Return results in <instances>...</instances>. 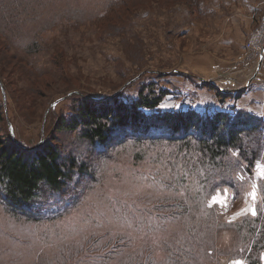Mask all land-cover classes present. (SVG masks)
Listing matches in <instances>:
<instances>
[{
    "label": "trees",
    "instance_id": "obj_1",
    "mask_svg": "<svg viewBox=\"0 0 264 264\" xmlns=\"http://www.w3.org/2000/svg\"><path fill=\"white\" fill-rule=\"evenodd\" d=\"M94 1L0 0V44L5 53L0 55V62L6 64L12 61L10 58H17L26 63L24 56L42 49L40 41L44 34L58 26L64 17L86 20L77 13ZM130 1L102 0L100 5L93 6L99 12H95V19L119 18V11L125 7L128 14L133 13L138 0ZM120 28L110 24L107 30ZM61 46L55 47L51 57V62L59 68L64 64L65 51ZM26 65L29 73L37 78L49 74ZM1 67L0 89L4 91L1 83L6 89L8 83L7 79L3 80ZM153 72L159 76L165 73ZM156 85L144 84L131 102L118 95L125 86L109 97L74 91L76 101L70 118L59 120L60 130L78 132V139L98 153L106 155L135 147L138 162L148 163L158 181L162 179L165 165L171 169L167 173L171 179L165 181L171 187L165 195L155 191L149 198L154 201L139 207L144 219L132 217L130 220L126 212L121 216L138 226L143 223L162 226L149 229L152 234L166 232L159 246L152 241L136 245L133 234L120 230L94 232L80 245L84 254H89L84 261H78L84 264H227L239 260L243 264H264V184L259 187L256 215L243 213L226 219L225 210L211 203L214 196L227 189L239 198V180L253 179V167L263 154L264 114L241 104L249 86L227 90L201 79L199 86L210 87L213 92L210 101L192 95L187 106L164 110L162 104L170 90ZM188 97L184 96L183 100ZM64 98L66 95L61 99ZM56 105L53 103L52 107ZM2 120L0 113V200L10 213L26 215L30 209L48 208L59 199L64 200L70 193L67 190L70 184L81 185L83 178L90 176L88 163L81 162L75 153L66 152L57 137L28 146L13 135L7 119L3 128ZM29 216L31 221L37 218ZM114 216L118 217L117 211ZM173 224L176 226L173 231L165 227ZM227 232L232 234L230 241L224 239Z\"/></svg>",
    "mask_w": 264,
    "mask_h": 264
},
{
    "label": "rangeland",
    "instance_id": "obj_2",
    "mask_svg": "<svg viewBox=\"0 0 264 264\" xmlns=\"http://www.w3.org/2000/svg\"><path fill=\"white\" fill-rule=\"evenodd\" d=\"M133 1L137 0H131L130 3ZM182 1L185 0H138L133 13L128 14L129 10L125 7L119 11L121 17L101 21L95 19V12H99L93 6L100 5L102 0H95L93 5L77 13L78 17L86 20L64 17L58 26L41 37L42 49L39 52L23 57L30 67L48 75L42 78L33 76L25 61L17 58H10L13 62L8 60L6 64L0 62V66H3L2 78L7 79L5 81L8 83L7 89L3 83L1 85L5 90L0 89L1 126L5 128L7 119L10 128L11 125L13 127V135L28 146L38 144L41 139L57 137L66 152L69 150L78 155L81 162L88 163L91 171L90 176L83 178L81 185L70 184L67 189L70 193L65 195L64 200L59 199L48 208L41 206L30 209L29 214L14 215L0 200V264H84L78 260L84 261L89 252L84 254L80 245L92 233L110 230L133 234L136 245L147 241L158 246L161 244L166 232L152 234L149 231L161 229L162 226L143 223L139 227L133 221L128 223L121 217L126 212L130 220L132 217L144 219L138 209L154 201L149 198L155 192L154 185L159 182L157 176L151 173L150 165L138 162L134 154L135 147L106 155L98 153L78 139V132L66 128L60 130L59 120L70 118L76 101L74 91L95 97H109L125 86L118 95L131 102L144 84L153 83L157 84V88L165 86L170 90V95L162 104L164 110L168 109L166 107L187 106L192 95L210 101L213 96L210 87H200L201 79L196 76L189 79L194 86H187L184 81L189 77L185 74L190 73L179 67L173 68L179 59L166 58L169 51L165 50L167 34L164 22H171V15L180 22L179 14H169L167 11L176 10ZM154 11H157V17L153 16ZM263 23L264 16L234 59L235 65L244 66L246 61L258 62L257 59L243 60L241 56L246 52L252 34ZM110 24L121 28L117 31L107 30ZM174 24L175 20L172 26ZM199 28L204 26L201 24ZM193 38H183L179 44L180 50L172 54L180 51L191 54L201 50V40L199 42L196 36ZM58 44H62L65 51L61 68L51 62ZM170 45L172 43L169 49ZM4 54L0 44V55ZM255 68L247 71V77L254 75ZM10 70L12 74H9ZM153 71L165 73L159 76ZM132 80L135 81L129 83ZM215 85L223 86L218 83ZM223 87L230 90L226 85ZM65 95L66 98L61 99ZM186 95L188 99L183 100ZM55 102L57 105L52 107ZM93 171H96L95 176ZM253 171L252 180H239V198L227 189L211 200L212 204L216 203L225 210L226 219L251 213V209H255L259 187L264 184V150ZM93 176L95 178L92 179ZM115 211L118 217L114 216ZM29 215L37 218L31 221ZM165 227L170 231L176 228L175 224ZM224 239L232 240L231 232L224 233ZM227 264H233V261Z\"/></svg>",
    "mask_w": 264,
    "mask_h": 264
},
{
    "label": "crops",
    "instance_id": "obj_3",
    "mask_svg": "<svg viewBox=\"0 0 264 264\" xmlns=\"http://www.w3.org/2000/svg\"><path fill=\"white\" fill-rule=\"evenodd\" d=\"M156 12L153 13L155 17ZM167 12L179 14L181 22H177V17L172 15L171 22H164L167 34L165 50L169 51L166 58L179 59L173 68L179 67L205 82L223 84L229 89L249 86L241 104L249 106L256 113L264 114V69H261L255 80L249 82L251 77H247V71L250 72L254 66L256 71L258 62L246 61L244 66H237L233 62L264 16V0H185L176 10ZM173 20L176 25L172 26ZM201 24L204 28H199ZM194 36L199 42L201 40V50L191 54H183L181 51L172 54L180 50L179 44L183 38L191 39ZM170 43L172 45L169 49ZM189 79L184 82L193 87L194 83Z\"/></svg>",
    "mask_w": 264,
    "mask_h": 264
},
{
    "label": "built area",
    "instance_id": "obj_4",
    "mask_svg": "<svg viewBox=\"0 0 264 264\" xmlns=\"http://www.w3.org/2000/svg\"><path fill=\"white\" fill-rule=\"evenodd\" d=\"M251 37V40L249 39L247 43L246 52L241 56L243 60H247L248 58L259 60L262 56L264 47V25L257 29Z\"/></svg>",
    "mask_w": 264,
    "mask_h": 264
},
{
    "label": "snow or ice",
    "instance_id": "obj_5",
    "mask_svg": "<svg viewBox=\"0 0 264 264\" xmlns=\"http://www.w3.org/2000/svg\"><path fill=\"white\" fill-rule=\"evenodd\" d=\"M164 169H165V171H162L161 172V175H162L161 181L157 182L154 185V190L160 196L165 195V193L167 192V190L171 187V185L169 183H166L165 182V181H168V180L171 179V177L169 175H167V173H170L171 172V169L170 168H167V165L164 166ZM252 196H253V199H254L255 198V193L254 192L252 193ZM213 199H215V198H213ZM211 206L212 205L210 204L209 207H211ZM244 211H248V210H244ZM251 214L252 215H256V210L254 208L251 209ZM121 242H123V241H121ZM233 264H243V262L242 261H239V260H236V261H233Z\"/></svg>",
    "mask_w": 264,
    "mask_h": 264
},
{
    "label": "water",
    "instance_id": "obj_6",
    "mask_svg": "<svg viewBox=\"0 0 264 264\" xmlns=\"http://www.w3.org/2000/svg\"><path fill=\"white\" fill-rule=\"evenodd\" d=\"M263 62H264V47H263V54H262L261 58H260L259 61H258L257 69H256L254 75H253V76L251 77V79L249 80V82H251L254 78H256V77L258 76L259 72L261 71V68H262ZM130 82H131V81H129V83H130ZM211 83H213V82H211ZM5 99H6V97H5ZM5 102H6V100H5ZM56 102H57V101H56ZM56 102L54 103V105L57 104ZM11 130H13L12 125H11Z\"/></svg>",
    "mask_w": 264,
    "mask_h": 264
}]
</instances>
